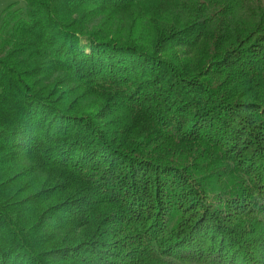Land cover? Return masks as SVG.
<instances>
[{
    "label": "trees",
    "instance_id": "16d2710c",
    "mask_svg": "<svg viewBox=\"0 0 264 264\" xmlns=\"http://www.w3.org/2000/svg\"><path fill=\"white\" fill-rule=\"evenodd\" d=\"M26 1L0 32V264H264L262 1Z\"/></svg>",
    "mask_w": 264,
    "mask_h": 264
},
{
    "label": "rangeland",
    "instance_id": "374dc122",
    "mask_svg": "<svg viewBox=\"0 0 264 264\" xmlns=\"http://www.w3.org/2000/svg\"><path fill=\"white\" fill-rule=\"evenodd\" d=\"M261 4L262 6H264V0H261ZM27 1L26 0H0V32H1V26H2V22H3V19H4V16L9 13L8 11H15L16 9H21L23 11H26L27 9ZM261 41V40H260ZM263 43V41H262ZM199 134V133H198ZM204 147H201V151ZM219 167V166H218ZM207 173V172H206ZM30 176H31V179L36 176V174H33V173H30ZM30 178L26 179L25 181L23 182H27V181H31ZM235 182V181H234ZM37 189H40V188H36L34 190V192L37 190ZM51 247H49L48 249H50ZM234 252L231 251L229 254H228V259H230L231 255H233ZM236 256V253L234 254ZM234 256V257H235ZM237 259V260H236ZM236 259L235 261L237 262V264H240L242 261H243V258L242 256H240L239 253H237V256H236ZM249 262V260L247 261ZM177 264H200V263H192V262H177Z\"/></svg>",
    "mask_w": 264,
    "mask_h": 264
}]
</instances>
